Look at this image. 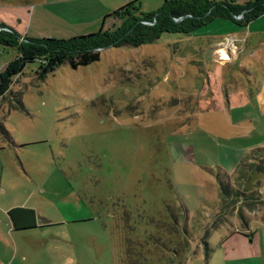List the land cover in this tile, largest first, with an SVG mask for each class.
<instances>
[{
  "label": "rangeland",
  "instance_id": "obj_1",
  "mask_svg": "<svg viewBox=\"0 0 264 264\" xmlns=\"http://www.w3.org/2000/svg\"><path fill=\"white\" fill-rule=\"evenodd\" d=\"M134 1L0 0V24L28 40H68L112 30L104 17ZM192 1L201 0H138V9ZM227 41L235 58L219 61L214 49ZM17 56L0 44V73ZM36 68L26 64L0 97V126L28 172L3 182L19 203L30 198L38 223L51 220L35 231L66 264H264V204L220 209L214 177L247 152L249 171L230 184L264 194V15L246 25L212 17L44 79Z\"/></svg>",
  "mask_w": 264,
  "mask_h": 264
},
{
  "label": "trees",
  "instance_id": "obj_2",
  "mask_svg": "<svg viewBox=\"0 0 264 264\" xmlns=\"http://www.w3.org/2000/svg\"><path fill=\"white\" fill-rule=\"evenodd\" d=\"M138 3V0L128 3L104 17V20L111 18L116 21L112 30L104 31L102 25L95 34L68 40H55L53 38L28 40L25 37H18L12 31H0V44L7 48H16L18 51L17 58L0 73V97L6 91L9 82L21 75L26 64L36 63L35 75L39 79H44L48 74L64 65L76 70L98 62L100 51L107 48L124 46L138 48L157 40L162 33L189 34L212 17L230 19L238 25H246L264 15V0H241L240 4L230 2L217 5L205 0L187 3L166 2L163 8L156 13L146 15L139 14ZM238 16L242 17L236 20L235 17ZM180 18L182 20L175 22ZM0 29L8 28L0 24ZM19 100L20 98L17 96L15 102L17 107L21 108L22 104ZM0 134L8 135L1 126ZM241 161L232 173L217 170L214 175L220 197V209L228 205L242 204V207L254 208L264 204V194L260 193V190H241L239 186L234 187L230 184L231 177L239 170L246 169L249 171L251 167L248 164L244 166L243 159ZM262 168L260 165L256 167L257 175L261 174ZM250 172L251 176L255 174L252 169ZM249 178L250 176L246 181ZM236 212L242 219L239 207H237ZM21 213L28 215L29 225L25 228H33L36 219L34 211L13 209L9 211L8 215L15 228L19 230L24 228L14 223L16 215Z\"/></svg>",
  "mask_w": 264,
  "mask_h": 264
},
{
  "label": "crops",
  "instance_id": "obj_3",
  "mask_svg": "<svg viewBox=\"0 0 264 264\" xmlns=\"http://www.w3.org/2000/svg\"><path fill=\"white\" fill-rule=\"evenodd\" d=\"M219 49L229 56V62L233 61L235 50L230 41L221 42V45L214 51ZM15 147L17 146L13 143L10 135L0 134V264H66L65 251L57 245L47 246L48 237L42 232L35 231L47 226L51 220L43 218L41 223H38L35 206L28 205L30 198L27 197L25 202L19 203L14 189L3 182L4 174L15 177L22 174L25 177L28 174L24 166H18L14 161ZM247 155V152L244 151L233 153L231 157H227V164L223 171L232 173L237 164ZM65 207L63 204H59L56 209L57 215L60 217L59 221H64L67 218L65 217L67 211ZM13 209L34 211L35 226L25 228L29 225L28 215L21 213L16 215L14 223L24 228L22 230L15 228L8 215L9 211Z\"/></svg>",
  "mask_w": 264,
  "mask_h": 264
},
{
  "label": "bare ground",
  "instance_id": "obj_4",
  "mask_svg": "<svg viewBox=\"0 0 264 264\" xmlns=\"http://www.w3.org/2000/svg\"><path fill=\"white\" fill-rule=\"evenodd\" d=\"M217 54L219 55L220 59H227L224 51H222L221 49L217 52Z\"/></svg>",
  "mask_w": 264,
  "mask_h": 264
},
{
  "label": "built area",
  "instance_id": "obj_5",
  "mask_svg": "<svg viewBox=\"0 0 264 264\" xmlns=\"http://www.w3.org/2000/svg\"><path fill=\"white\" fill-rule=\"evenodd\" d=\"M241 17H242V16H238V17H235V19H236V20H239V19H241ZM218 59H219V61H221L219 57H218Z\"/></svg>",
  "mask_w": 264,
  "mask_h": 264
},
{
  "label": "water",
  "instance_id": "obj_6",
  "mask_svg": "<svg viewBox=\"0 0 264 264\" xmlns=\"http://www.w3.org/2000/svg\"><path fill=\"white\" fill-rule=\"evenodd\" d=\"M180 20H182V18L175 20V22H178V21H180ZM0 30H1V29H0ZM4 30L8 31V29H4ZM9 31H10V30H9Z\"/></svg>",
  "mask_w": 264,
  "mask_h": 264
}]
</instances>
